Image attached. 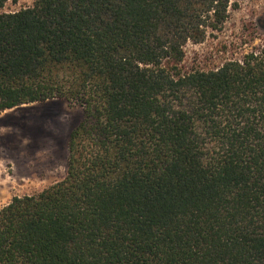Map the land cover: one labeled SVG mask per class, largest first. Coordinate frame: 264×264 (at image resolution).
Listing matches in <instances>:
<instances>
[{
    "label": "trees",
    "instance_id": "trees-1",
    "mask_svg": "<svg viewBox=\"0 0 264 264\" xmlns=\"http://www.w3.org/2000/svg\"><path fill=\"white\" fill-rule=\"evenodd\" d=\"M229 5L0 12V111L83 108L64 177L0 207V264H264V40L213 69L183 63Z\"/></svg>",
    "mask_w": 264,
    "mask_h": 264
},
{
    "label": "rangeland",
    "instance_id": "rangeland-1",
    "mask_svg": "<svg viewBox=\"0 0 264 264\" xmlns=\"http://www.w3.org/2000/svg\"><path fill=\"white\" fill-rule=\"evenodd\" d=\"M34 0H8L0 12L30 6ZM264 40V0H230L220 30L204 40H188L184 66L213 69L241 59ZM83 116L73 102L53 98L0 111V207L14 195L33 194L61 180L66 172L67 140Z\"/></svg>",
    "mask_w": 264,
    "mask_h": 264
}]
</instances>
